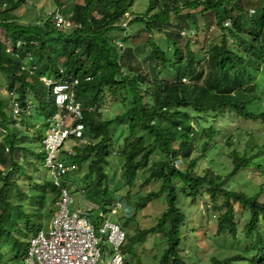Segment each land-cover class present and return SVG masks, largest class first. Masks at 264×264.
I'll list each match as a JSON object with an SVG mask.
<instances>
[{
  "label": "trees",
  "instance_id": "1",
  "mask_svg": "<svg viewBox=\"0 0 264 264\" xmlns=\"http://www.w3.org/2000/svg\"><path fill=\"white\" fill-rule=\"evenodd\" d=\"M135 1L138 0H83L68 12L75 24L70 28L56 25L53 18L44 14L35 22L22 21L19 12L26 0H5L0 5V29L8 41L0 39V88L5 85L9 93V97L0 98V127L5 132L0 143V162L5 165L9 162L15 170L18 166L24 169L16 161L22 154L27 163L28 135L21 133L18 124L22 121L18 117L31 109L33 102L28 103L29 97L41 98L39 112L46 116L47 129L48 119L58 111L52 90L45 86L42 77L76 78L75 99L82 108L83 135L88 144H75L71 153L60 158L69 168L63 177V186L70 189V181L66 185L65 178L76 175L79 169L87 170L84 178H94V181L87 183L86 194L100 197L102 211L110 218L107 207L113 204L114 197L106 170L111 159L114 177L120 173V185L131 184L140 171L149 172L148 182L161 180L160 189L140 198L137 205L141 210L154 197H163L166 203L157 224L141 232L146 236L158 230L166 239L167 248L159 264H191L180 253V245L186 240L183 229L188 215L178 207L180 192L175 181L183 186L182 196H189L192 201L206 189L213 211L220 213L215 215L216 234L228 233L232 238L250 240L246 250L253 252L250 258L240 253L213 255L209 264H264V200L260 198L264 182L256 180L264 177L261 165L264 164V143L260 145L254 136V128L264 127V0H256L257 3L254 0H147L144 11H139V6L132 10ZM128 12L130 16H126ZM173 17H177L174 23ZM123 21H128L126 26L122 25ZM139 23L144 25V31L132 33L131 26ZM201 24L205 32L213 26L219 41L202 47L199 57L190 35L199 32ZM120 31L124 32L122 38L112 37ZM143 33L150 35L142 40ZM156 33L172 46V58L156 41ZM142 54L144 59L140 61ZM152 63L156 67H151ZM171 67L175 68L173 79L160 80L159 75ZM191 77L193 80L185 83ZM210 93L235 95L237 99L209 101ZM13 100L22 111L17 117L12 116L9 107ZM47 103H50L49 110L45 107ZM109 109L115 114L109 116ZM223 111L239 122L225 137L231 149L228 153L231 169L223 174L208 167L199 174L196 168L201 159L224 166L211 153L221 148L218 146L220 134L226 126L221 117ZM254 120L260 123L246 125ZM113 126H120V130L112 132ZM180 142L187 147L188 155L181 156L185 148L179 151ZM7 150L12 154H7ZM196 150L200 156L191 159ZM155 154L161 157L159 161H152ZM36 156L44 161L43 148ZM178 160L181 164L176 166ZM33 165L37 168L35 162ZM252 175L260 183V189L250 194L239 186L241 181L244 186L248 185L246 180ZM1 182L0 264H12L10 253L15 252L14 259L23 258L28 248L27 240L20 248L18 236L28 235L29 230L25 233L21 228L27 227L23 220L29 214L25 202L14 204L5 190L9 188L16 192V197L21 195L27 200L30 194L20 191L18 183L7 177ZM51 185L53 193H48L44 185L41 189L34 185L33 189L40 190L41 195L40 202L33 203L49 205L55 214L59 188L53 182ZM37 196L34 194L32 198ZM121 201L123 208L129 206L127 200ZM116 203L110 209L111 214L122 207L120 203L118 208ZM244 213L246 223L238 234L236 218L243 217ZM39 216L38 212L32 213L34 227L41 223ZM124 249L126 252L127 246ZM192 256L194 253L187 257Z\"/></svg>",
  "mask_w": 264,
  "mask_h": 264
},
{
  "label": "rangeland",
  "instance_id": "2",
  "mask_svg": "<svg viewBox=\"0 0 264 264\" xmlns=\"http://www.w3.org/2000/svg\"><path fill=\"white\" fill-rule=\"evenodd\" d=\"M5 0H0V5ZM26 5L20 8L19 14L22 16V21L28 22H35L37 21L36 18L40 17L41 15L47 16V12L51 9L59 10L64 16H68V12H70L74 4L76 3H83V0H26ZM110 1V0H109ZM256 2V0H254ZM57 2L61 3L60 6L57 5ZM257 3V2H256ZM147 0H138L135 1V4L132 7V10L136 9L139 6V11H144L146 8ZM5 3L3 4V6ZM199 11L197 9L195 12ZM126 16H130V13ZM197 16H200L197 14ZM177 17L172 18V22H176ZM227 25L230 24L229 21L226 23ZM144 29L143 24H133L130 28V31H133L132 33L140 32ZM199 32L195 31L196 33H191L190 39L192 40V43H196L194 47V51H197V56L200 57L201 52L199 50L202 49V47L209 45L212 41H219V35L216 29L212 26L208 31L205 32V29L203 28L202 24L201 27L198 30ZM141 34V33H140ZM184 34V32H182ZM150 34L143 33L142 40L145 38H148ZM124 36V32H116L113 33V38H122ZM156 41H159L160 45L167 51L169 54V57L172 58V46L166 41L165 37L161 34L156 33L154 35ZM0 39L5 41V43H8L6 38H4V32L0 29ZM120 41V40H118ZM120 46L123 45V43H118ZM144 54L141 55L140 61H143ZM204 65V64H203ZM151 67H156L155 63L151 64ZM175 68L171 67L166 72L159 75V79H165L167 81H170L174 77ZM193 78H187V82L192 81ZM1 77H0V84H1ZM6 86L3 85L2 88H0V98L5 99V96H8L9 93L5 89ZM41 95V94H40ZM9 97V96H8ZM237 99L235 95H218L214 93H210L207 96V100L209 101H218L223 99ZM41 98H33L29 97L28 103H32L31 109L27 112V114H21L18 119L22 121V124L20 126L21 133L27 134L28 140H26V145L28 146V153H27V163L23 161V155L20 154L19 158H16L17 163L22 165L24 169L21 166H18L15 170L11 164L9 165V162L5 165L2 162H0V188L2 187V182L4 177L9 178L10 181H16L19 185V190L22 192L29 193L28 200L27 197H23L21 195H18L16 197V192L11 191V189H6L5 192L9 194V197L11 196L14 200V204L21 202H25V205L27 206V213L29 214L28 218L23 220L24 224L29 227L28 231V239L32 237V233L34 232V225H33V212L40 213V220L41 223L44 224V230L46 231L48 229V226L51 222L52 217L54 214L51 212V209L49 205H46L43 207L42 205H36L33 203L35 200H39V195H41L40 190H34V185L38 186V189H41L42 185L46 187L48 190V193H53V186L51 185L53 178L50 174V171L45 167V163L42 158H37L36 154L42 152V143L41 139L42 136H44L47 128L46 125V116L44 114H41L39 112L41 108ZM30 101V102H29ZM32 101V102H31ZM34 104V105H33ZM46 110H49L50 103L45 104ZM115 114L114 110L112 111L109 109L108 115L112 116ZM231 115V114H230ZM13 116V115H12ZM105 118V115H103ZM107 117V116H106ZM221 117L223 120L226 121V126L222 128V133L220 134V141L218 143V146L220 145L221 148L219 150H212L211 153L213 154V159H215L217 162H223L224 166H219L217 164H211L209 161L203 162V160H199L200 165L197 166L196 171L199 174H202L205 169L208 167H213V169L220 173H227L231 169V157L228 154L231 149H229V145H227L225 141V137L228 133V131H232V129H235V125H238L239 122L235 118V116L228 117L226 114V111H223L221 114ZM232 118V119H231ZM224 121V122H225ZM243 121V120H242ZM260 123V120H254L251 121L246 125L251 126H257ZM264 126V125H263ZM231 127V128H229ZM258 128V127H257ZM120 130V126L116 127L113 126L111 128L112 132H115V130ZM116 130V131H117ZM263 130L264 127H259V130L254 128V136L259 139V144L263 145L264 143V132L263 134L258 133L257 131ZM22 133V134H23ZM5 136L4 130L0 127V143L2 142V139ZM251 138V137H250ZM77 144V143H76ZM78 146V145H76ZM81 146V145H79ZM78 146V147H79ZM219 146V147H220ZM73 147H75V142L72 139H69L65 141L63 147L58 152V156L60 158L64 157L65 153H68L69 151L73 150ZM177 147H179V151L182 150V147L185 148V150L182 151L181 156L188 155V150L185 145H183V142H180L177 144ZM7 154H12L10 151H6ZM115 156V155H114ZM200 156L199 152L196 150L194 155L191 159H198ZM116 157V156H115ZM190 157V156H189ZM161 157L158 154H155L152 156V161H159ZM3 161V160H1ZM263 161V159H262ZM36 163L37 168L33 165V163ZM264 162V161H263ZM110 166L107 168V174H108V180L110 182V193L113 195L114 200L113 204L109 207H107L108 210V216L111 220L114 222L119 223L122 227L125 228L126 232H128V238H127V259L130 260V264H159V258L163 254V252L167 248V241L162 236V234L157 230L153 233H149L146 236L142 235V231H148L151 228H153L157 222L158 219L161 217L163 211L166 209V203L162 198H152L151 200L147 201L144 208L141 210L137 209L138 202L140 201V198L146 196L150 192H157L160 189L161 186V180H150L149 182L146 180L149 176V172H143L140 171L137 173L135 180L129 184V185H120L118 182L120 180L119 174L114 177L112 168L114 167V163L112 162V159L110 160ZM176 164L180 165L181 160H178ZM187 162L183 165V168L186 167ZM151 165V163H150ZM264 167V164H261ZM119 167V166H118ZM223 167V168H222ZM224 167H229L225 169ZM11 168V170H9ZM253 172V170H251ZM87 173V170H78L77 174L71 177L65 178L66 182H69L70 185V192L71 196L74 199V203L70 206L71 209L76 208L77 206H80L82 209H84L86 212L90 213V215L96 220L99 218V213H103V206L101 205V201H99L98 197H94L91 195L90 192L86 194V186H88L87 183L94 181V178H84ZM255 173V172H254ZM74 174V173H72ZM259 175V174H258ZM252 175L251 177L247 178L248 185L244 186V182L241 181V185L239 186L240 189L249 191L250 194H253V190H258L259 184L264 182V177L259 176V178H256V180L260 181L258 184L256 180L253 179ZM243 177H246V173L243 172ZM175 184L180 192V198L178 201V207L182 210H185L186 214L188 215V219L186 221V227L183 229V235L186 236V240L184 241V245H180V251L183 258L186 259L187 263L191 264H209L210 258L215 256H224L229 255L231 253H240L242 257H252L253 252H247V246L250 243V240H246L245 238H241L239 236L232 238L230 234H223V235H217V220L215 219V215L220 214L219 212H214L211 207V202L208 198V193L206 189L201 190L199 196L195 197V201H192V199L189 196H182L181 189L182 184L180 181L176 180ZM103 185H101L102 187ZM105 186V184H104ZM13 189V188H12ZM97 189V188H96ZM260 189V188H259ZM35 192V193H34ZM189 193V190L186 189V194ZM38 195L37 198H32L33 195ZM261 200H264V191L260 194ZM102 198V197H101ZM119 199V200H118ZM26 200V201H25ZM128 201L129 206L123 208V202ZM47 202H49L47 200ZM116 202H120L122 204V207L117 210L115 213H110V209ZM131 204V205H130ZM24 205V206H25ZM195 206H198V210L200 212H197L195 209ZM54 207L56 208L55 204ZM206 207V212H203L204 208ZM192 212V213H190ZM105 214V213H104ZM107 215V214H105ZM243 217H237L236 218V226H237V232L238 234H241L244 225L246 223V213L243 214ZM41 223L38 224V226L41 228ZM25 231V228H21ZM193 229V230H192ZM192 232H194L192 234ZM134 235H139L140 239L134 240ZM196 235V236H195ZM192 236H194V240H192ZM99 246L102 251L106 250V252L109 251V245L106 242L105 237L99 236ZM20 240V248H22V242L25 240L24 235L18 236ZM28 241V240H27ZM195 243V244H194ZM12 244V243H11ZM11 249V247H9ZM222 251L226 254H223ZM23 253L22 249L20 251V255ZM194 253V256H190ZM15 252L10 253L9 258L12 260V262L20 263L21 257L18 259H14Z\"/></svg>",
  "mask_w": 264,
  "mask_h": 264
},
{
  "label": "built area",
  "instance_id": "3",
  "mask_svg": "<svg viewBox=\"0 0 264 264\" xmlns=\"http://www.w3.org/2000/svg\"><path fill=\"white\" fill-rule=\"evenodd\" d=\"M47 17L53 18L58 26L65 28L75 26L71 21V14L68 18L56 9L49 10ZM127 22L123 21L122 25L126 26ZM59 72L63 73V69ZM42 80L47 88H51L58 110L51 119H48L49 127L41 140L45 151V167L50 171L53 184L59 188L56 201L58 213L53 219L48 235L39 233L33 240L31 249L51 260H60L61 264H128L123 250L125 232L112 223L102 226L100 232L107 235L111 245V255L105 260L107 256L101 255L95 226L82 215L79 209L70 208L73 202L71 192L67 186H63V177L69 168L60 160L58 152L69 139H72L75 144H88L87 138L83 135L82 108L75 99L74 86L78 83V79L45 76ZM9 107L12 109L13 116L17 117L22 112L16 100H13ZM175 165L179 166L176 163Z\"/></svg>",
  "mask_w": 264,
  "mask_h": 264
},
{
  "label": "clouds",
  "instance_id": "4",
  "mask_svg": "<svg viewBox=\"0 0 264 264\" xmlns=\"http://www.w3.org/2000/svg\"><path fill=\"white\" fill-rule=\"evenodd\" d=\"M47 131V130H46ZM46 133V132H45ZM45 135V134H44ZM44 137V136H43ZM43 148V146H42ZM44 150V149H43ZM45 152V151H44ZM58 199V198H57ZM56 199V201H57ZM73 199V197H72ZM74 203V199H73V202L72 204ZM71 204V205H72ZM55 206H56V202H55ZM116 206L119 208L120 207V202H117L116 203ZM71 208V207H70ZM75 209H79L81 212H82V215L85 216L87 218L88 221H90L92 223L93 226H95V234L96 236H98L99 240H100V237L99 236H103L105 237L106 239V242L107 244L109 245V251L106 252V250L102 251L101 248H100V251H101V255L102 257L104 256H107V258H104L105 260L108 259L111 255V245L109 244L108 242V238H107V235H104L103 233L100 232V229L102 228L103 225H105L106 223H112L113 225H117L120 227L121 230H123L125 232V235H126V239H125V243H124V246H123V250L125 252V247L127 246V238H128V235L129 234L128 232H126L125 228L122 227L119 223L117 222H114L113 220H111L110 218H106V215L104 213H99V218L98 219H94L88 212H86L84 209H82L80 206H77L76 208H73L72 210H75ZM58 213V208L56 206V212L54 214V216L52 217L51 219V222L48 226V229L45 231L44 230V224L41 223V228H39L37 231H35L34 233L31 232L33 235L30 239H28V235L26 234H19L20 235H24L25 237V240H28V248L26 250V252L24 253V256L23 258H21V261L20 263L18 264H61L62 262L60 260H57V261H54V260H51V258L49 257H45L44 255H42L41 253H36L34 251H32L31 247H32V242L33 240L36 238V236L43 232L44 235H48L49 231H50V228L52 226V222H53V219L55 217V215ZM39 221V220H38ZM98 221V222H97ZM98 223V224H97ZM39 226L35 227V228H38ZM23 230V229H22ZM29 230V227H26L25 228V233L26 231ZM24 231V230H23ZM30 231V230H29ZM139 235H134V237H138ZM100 247V246H99ZM126 253V262L128 264H130L127 259V254H128V251L125 252ZM128 260V261H127ZM12 264H17L15 262H12Z\"/></svg>",
  "mask_w": 264,
  "mask_h": 264
}]
</instances>
